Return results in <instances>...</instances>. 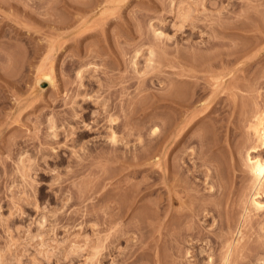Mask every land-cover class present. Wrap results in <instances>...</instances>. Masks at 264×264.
<instances>
[{"label":"rangeland","instance_id":"374dc122","mask_svg":"<svg viewBox=\"0 0 264 264\" xmlns=\"http://www.w3.org/2000/svg\"><path fill=\"white\" fill-rule=\"evenodd\" d=\"M60 1L0 0V264H222L209 235L201 255L170 245V96L195 88L197 109L214 96L247 168L264 112V0ZM241 215L232 238L245 224L241 241H264Z\"/></svg>","mask_w":264,"mask_h":264},{"label":"bare ground","instance_id":"6f19581e","mask_svg":"<svg viewBox=\"0 0 264 264\" xmlns=\"http://www.w3.org/2000/svg\"><path fill=\"white\" fill-rule=\"evenodd\" d=\"M61 1H63V4H65V6L68 5V7H71L69 6L70 1L69 2L67 0H61ZM80 1L82 2L83 0H79L78 2L79 4H80ZM80 6L84 7V4L82 5L80 4ZM80 6L78 7L82 9V7ZM78 7H76V9ZM46 8H49V7H46ZM83 12H84V9H83ZM83 12L82 13L80 12V13L85 14ZM104 16L105 18L107 17L106 15H102L101 16L102 21L101 19L100 21L101 22L104 21L103 23H105L106 22L105 20H107V22H109L108 20L110 18H106L104 20L103 19ZM103 23H101L102 25L100 24L102 27L100 28L97 27L100 29L101 33L103 32ZM89 33L91 34V32ZM76 41L78 42V40ZM107 48H110V47H107ZM114 53L113 54L110 53V54L115 56ZM134 55L136 56V54ZM134 59L136 58L133 57V60ZM40 75L41 77H38L39 80L43 79L47 81L50 85L53 83L52 81L53 77L50 76L49 72L41 73ZM176 86L178 87V85ZM172 89L173 88H171L170 86V90ZM194 89H191V90L182 89L181 90L178 87L176 88V91L180 90V92L178 94L176 93L177 94V96L175 95L176 98L172 97L175 100L171 98L172 95L170 96V242H171L170 245L174 243L176 247H179V245L181 243H184L185 240H188V241L190 240V242H192L191 244L193 245V247L194 246L196 247L195 253H193L192 255H195V256L199 254L201 255V253H203V251L207 248H205V246L203 247L204 244L202 246H198L197 242L198 241L201 242L202 239L205 240L206 239L205 236L209 235L208 238L210 239H207V240H210L209 242L213 243L212 247L217 248L220 245L223 246V247L220 246L221 249L224 248V246L226 247V250L224 248V251L222 254L223 255L221 259L222 264H228L230 260H234V261L237 260V261H240L241 264H248L250 261V258L254 256L253 254L256 255L257 253H259V251H264V241H261V240L255 241L257 240L255 239L256 237L254 238L255 240L253 239L255 244H252L254 243L253 240L252 242L251 241L250 242L241 241V239L243 238L242 233L244 232V230L243 232L241 230L245 228V224L243 225L242 229H241L242 225L240 224L241 227L239 228L241 230H239L238 228L239 232H241L240 233L241 236L238 232L240 238L237 235L235 237L234 234L233 236L235 238L237 237L238 238L237 239L232 238V232L234 231V228L236 227L235 225L236 223H233V222L236 219V216L237 215L239 216L240 213H242L241 218L243 219L246 218L245 219L246 223L250 221L249 219L253 218L251 217V215H253L254 219H251V221L253 220V222L256 221L255 223H257L256 225L252 222L254 225H256V228H257L255 229L257 238L261 237V235L264 236V112L262 111L261 113L259 112V114H256V118L255 116H253L256 119V121L255 122L253 121L254 123H251L252 127L249 125L252 129L254 128L253 132H254V135H256L255 136L256 143L253 144L251 147L247 146L248 150L245 154L247 168L244 169L241 166L242 164L240 165V158H238L239 154L241 153V148H243V144L242 143L239 144L238 142L239 139H236V131L234 130L233 127H231V125L233 126V124H230L232 120L231 121L229 120V115H228L229 113L226 115L227 112L224 114V112L222 111L223 112L222 114L220 110L221 107L219 108L218 105L216 104L217 100L213 102L214 96L210 97L209 102L208 103L206 102L205 105H202L201 106L202 108L199 107L200 109H197L195 106L196 105L195 103L199 100L200 95L195 94L196 92ZM173 110H177L178 112L179 111L183 112L187 115L189 114L188 117L187 115L186 116L183 115L182 116L183 118L179 119L180 121L183 120L180 130H176L175 125H173L174 122L176 125L179 124L180 122L179 121L178 123H176L177 122V120H175L176 116L174 117L173 113H171V111ZM180 112L179 114H181ZM201 120L204 121L203 123L205 124L202 123L204 126L202 125L203 127L201 128L199 127V129L201 130L197 131L194 129V127ZM115 124L117 125L119 123H115ZM111 139L112 141L114 140V135H112ZM118 144L120 145V143ZM248 144L249 143H247V145ZM190 145L193 147H191ZM189 146L193 149L188 150V151L186 150L187 152L184 153L186 148L189 149ZM179 158H181L183 161L180 162L181 160L179 161ZM217 198L219 201L216 200ZM238 201L242 202L241 206H239V204L241 203H239ZM174 202L180 203L179 209L178 208L175 209L173 207L172 204ZM233 203L236 204V206H237V203H239L238 204L239 208H237L238 206L233 207L234 205ZM238 212L240 213L238 214ZM122 214L123 213H121V215ZM247 218L249 219L247 220ZM200 219L203 222L202 221L200 222L199 221ZM243 219L241 222L242 224L245 222V221L243 222ZM209 221L211 222L209 223L212 226L211 229L205 228L206 227L205 224L207 225ZM235 222L238 223L237 220H235ZM233 224L235 225V227ZM252 227L250 225L249 228H252ZM208 231H210L211 233H209ZM246 232L247 230L244 232V234ZM112 236H114L115 238L114 233ZM109 250H108V253H109ZM129 250L131 251L133 249H129ZM220 251L218 253H220ZM174 252H175V249H174ZM238 253L241 255V258L239 257V259L237 257L239 255ZM246 257H247L246 260H242ZM133 261H132V264H133ZM260 261L262 264H264V261H262V259H260ZM119 263L121 264V262ZM122 264H123V261H122Z\"/></svg>","mask_w":264,"mask_h":264},{"label":"water","instance_id":"95a60500","mask_svg":"<svg viewBox=\"0 0 264 264\" xmlns=\"http://www.w3.org/2000/svg\"><path fill=\"white\" fill-rule=\"evenodd\" d=\"M44 84V83H43Z\"/></svg>","mask_w":264,"mask_h":264}]
</instances>
